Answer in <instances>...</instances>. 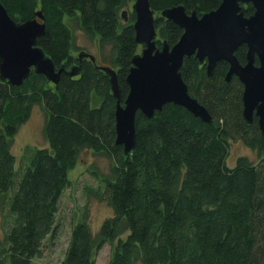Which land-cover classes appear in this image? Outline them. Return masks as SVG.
<instances>
[{"label":"trees","instance_id":"1","mask_svg":"<svg viewBox=\"0 0 264 264\" xmlns=\"http://www.w3.org/2000/svg\"><path fill=\"white\" fill-rule=\"evenodd\" d=\"M0 1L17 23L40 14L46 31L38 46L56 69L81 68L77 76L62 75L58 85L34 71L21 87L0 78V197L8 196L9 205L0 264H33L42 256L45 242L57 233L70 173L87 152L113 160L112 175L103 180L113 217L97 235L86 222L76 224L61 264H96L106 244L112 246L109 264H264V135L256 117L251 126L245 124L244 86L237 78L226 83L228 63L217 65L214 81L195 57L186 58L181 69L190 95L209 111L212 124L174 104L154 119L138 113L136 148L126 156L116 145L117 100L99 67L117 73L125 100L132 61L143 50L136 41V15L132 8L125 11L135 0ZM222 1L150 0L158 48L164 42L173 47L184 32L161 17L164 10L184 6L202 16ZM253 14L247 6L246 16ZM72 24L101 50L112 48L110 65L90 53L96 63L80 62L73 53L78 47ZM236 55L247 63L246 46ZM35 105L46 116L48 146L35 150L18 170L13 142ZM235 141L255 151L258 162L241 157L229 167Z\"/></svg>","mask_w":264,"mask_h":264},{"label":"water","instance_id":"2","mask_svg":"<svg viewBox=\"0 0 264 264\" xmlns=\"http://www.w3.org/2000/svg\"><path fill=\"white\" fill-rule=\"evenodd\" d=\"M251 5L254 14L246 16ZM132 11L136 15L134 28L136 41L143 47L135 56L127 78L130 91L125 100L117 73L109 67H99L110 78L112 93L117 100L116 145L122 146L126 156L136 148L138 113L154 119L157 112L168 104L186 109L205 124H212L209 111L189 93L181 69L186 58L195 57L207 68L211 81L219 63L226 62L230 69L226 83L237 78L244 86L242 96L243 118L251 126L258 119L264 135V0H223L214 11L199 16L187 13L184 6L164 10L161 17L181 29L183 35L171 47L167 42L158 48V32L155 11L150 0H135ZM127 12L123 13L125 20ZM36 13L33 20L25 23L14 21L0 1V78L15 87H21L34 71L48 82L58 85L62 75L80 74L81 68L56 69L53 61L38 46V39L45 35L46 26ZM246 46L247 63L237 58L239 48ZM79 60L96 63V58L81 52ZM258 61V64L256 62Z\"/></svg>","mask_w":264,"mask_h":264},{"label":"rangeland","instance_id":"3","mask_svg":"<svg viewBox=\"0 0 264 264\" xmlns=\"http://www.w3.org/2000/svg\"><path fill=\"white\" fill-rule=\"evenodd\" d=\"M127 7L125 11L131 12ZM75 35V44L78 51L75 55L86 52L99 59V63L109 64L112 48L101 50L99 42L89 39L77 25L72 24ZM46 116L39 105L32 108L29 120L20 128L16 135L12 151L17 159V168H25L27 160L33 152L48 146L45 138ZM241 157L257 163L259 158L255 151L241 141L232 143L228 166H236ZM113 160L105 155L87 152L78 166L70 173V186L63 195L57 217V233L53 240L48 238L43 248L42 256L33 261V264H61L68 249L72 228L79 222H86L92 232L97 235L104 222L113 217V210L104 200L103 180L112 175ZM8 196L0 197V245L6 249L5 239L8 230ZM112 255V246L106 244L96 258V264H109ZM142 264V263H138Z\"/></svg>","mask_w":264,"mask_h":264},{"label":"flooded vegetation","instance_id":"4","mask_svg":"<svg viewBox=\"0 0 264 264\" xmlns=\"http://www.w3.org/2000/svg\"><path fill=\"white\" fill-rule=\"evenodd\" d=\"M80 53L78 54V57H79ZM79 59V58H78ZM76 65V64H75Z\"/></svg>","mask_w":264,"mask_h":264}]
</instances>
